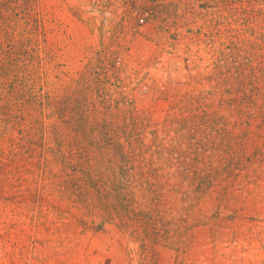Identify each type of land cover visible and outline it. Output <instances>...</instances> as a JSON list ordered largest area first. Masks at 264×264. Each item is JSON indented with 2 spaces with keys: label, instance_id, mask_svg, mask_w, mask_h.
Segmentation results:
<instances>
[{
  "label": "rangeland",
  "instance_id": "obj_1",
  "mask_svg": "<svg viewBox=\"0 0 264 264\" xmlns=\"http://www.w3.org/2000/svg\"><path fill=\"white\" fill-rule=\"evenodd\" d=\"M0 264H264V0H0Z\"/></svg>",
  "mask_w": 264,
  "mask_h": 264
}]
</instances>
